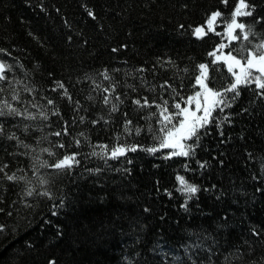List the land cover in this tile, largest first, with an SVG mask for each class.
Here are the masks:
<instances>
[{"label":"trees","instance_id":"obj_1","mask_svg":"<svg viewBox=\"0 0 264 264\" xmlns=\"http://www.w3.org/2000/svg\"><path fill=\"white\" fill-rule=\"evenodd\" d=\"M216 8L227 13L231 9V0L228 7L221 0H0V48H7L12 53L11 57L0 53V58L10 63L19 58L23 67L16 64L17 71L13 75L26 83L32 81L40 85L35 98L31 93L22 92L34 103L46 104L45 95L59 99L47 86L53 79L63 80L69 91L81 100L87 114L99 119L96 113L107 115L109 105L102 103L105 93L97 91L99 85L92 81L103 79L98 73L104 66L110 70L121 69L112 73L114 80L119 82L118 91L131 93L127 85H140L141 72L149 84L155 85L151 93L141 87L132 95L159 97L160 91L168 89L165 80L182 94L194 90L196 66L198 62L210 59L206 52L218 40L215 34L199 39L191 32L193 26L204 23L206 14ZM89 10L95 12V17L88 15ZM168 57L172 60L168 61ZM158 58H163L164 63L158 64ZM142 64L145 67L140 69ZM125 71H136V75L126 76ZM49 73L54 76L50 77ZM218 75L220 79L216 83L225 84L221 70L213 67L212 76ZM181 81L182 89L179 88ZM111 82L103 81L105 86ZM5 87L10 92L13 88L22 90L23 85L10 81ZM170 91L165 92V98ZM89 95L92 100L87 99ZM2 96L0 94V98ZM248 99V92H242L241 100L233 110L239 113ZM125 104L127 108L121 105V111L129 112L134 125L152 122L144 118L145 112L136 113L128 101ZM61 107L64 119L73 115L63 104ZM152 108L155 110L154 105ZM30 110L38 112L40 109ZM114 115L120 119L119 112ZM49 119L51 126L48 121H43L49 139L40 147H57L55 132L62 121L54 117ZM85 128L93 142L106 141L110 146L116 142L115 133L123 132L122 123L113 126L111 121H102L100 125L85 121L84 125L70 131L75 135ZM223 131L224 136L220 137L214 128L198 153L209 160L213 159V152L221 153L220 158L225 160L223 166L213 160L211 168L201 170L193 159L190 164L195 171H191L181 166V160L186 158L166 160L164 150L156 155L138 150V153H129L130 164L123 157L110 159L107 166L93 156L82 161L78 166L81 171L83 167H107L103 173L106 180L102 179L98 184L92 176L99 177L100 174L86 176L78 182L79 188L62 176H49L54 181L50 187L57 197L64 192L72 198L71 206L56 215L51 213L50 205L57 200L26 196L24 181L0 180V197H3L0 207L5 209L0 212V223L7 225L6 231H0V264H40L50 250L59 254V247L50 249L55 243L57 224L67 227L74 247L78 249L74 253V264H126V256L133 257L135 264H170L177 255L186 259L184 246L196 244L197 237L211 247L212 264H264V244L251 243L252 240L259 241L260 237L250 233L252 226L264 229V192L256 190L261 185L252 175H264V115L253 106L251 112L235 117L234 124H225ZM229 133L232 139L222 144L221 140H226ZM35 135L22 138L33 144L37 143ZM63 138L65 150L78 148L70 143L72 136ZM121 139L152 143V137L144 129L136 133L133 128L132 133ZM78 150L89 152L85 147ZM12 151L7 144L0 145V162L10 161L9 172L31 176L32 161L22 155L26 149L21 146L15 158L7 155ZM55 158L48 153L42 154V159L51 161ZM113 168L131 171L122 176L112 171ZM42 171L54 173L48 168ZM177 174L200 184L202 189L212 184L217 188L207 192L202 190L199 200L190 201L191 211L186 212L181 207L184 201ZM165 188L171 196L163 191ZM218 190H223L219 198L215 195ZM36 191L39 192V187ZM105 193L107 197L101 199ZM25 200L29 203L25 204ZM145 205L152 209L151 215L143 212ZM225 211L229 212L228 227L222 228L219 225L224 223ZM161 216H164L163 220ZM261 235L264 236V232ZM213 239L216 244L212 243ZM249 248L253 250L249 251ZM161 249L169 255L165 257ZM193 250L197 253L207 251L202 246ZM200 258L205 260L203 255Z\"/></svg>","mask_w":264,"mask_h":264},{"label":"snow or ice","instance_id":"obj_2","mask_svg":"<svg viewBox=\"0 0 264 264\" xmlns=\"http://www.w3.org/2000/svg\"><path fill=\"white\" fill-rule=\"evenodd\" d=\"M221 2L225 7L230 4V0H221ZM40 7L43 8L44 5L41 4ZM88 15L95 17L96 14L94 11L89 10ZM179 27L183 29L184 25H179ZM210 34H215L218 42L206 52V56L210 59L198 62L196 74L194 75V90L187 94H182L178 88L165 80L164 84L168 85V89H171L167 98H165V92H168V89L160 91L159 97L132 95L131 93L138 92L141 87L148 93L155 90V85L149 84L142 72L140 73V85L131 83L127 85V88L131 89V93L118 91L119 82L114 80L112 73L120 72L121 69L110 70L107 66H104L98 73L103 79L100 81L93 79L92 81L94 84L99 85L97 91L102 90L105 93L102 97V103L109 105L107 115L100 112L96 113L99 119H93L87 114V110L84 109L81 100L69 91L63 80L53 79L52 83L47 86L51 92L57 93L59 99L45 95L44 101H46V104L34 103L33 99L23 96L22 92L31 93L33 98H35L40 85L32 81L26 83L24 79L13 75L17 71L16 64H19L21 68L23 67L19 58H16L13 63H10L7 59L0 58V94H3L2 98H0V145L7 144L13 148L12 152L7 153L13 158H15L22 146L26 149L22 155L30 157L32 161L31 176H18L15 172H9L10 161L0 162V173H2L0 180L24 181L26 186L23 192L26 196H40L48 200H57L56 203H51L50 205L51 213L56 215L71 206L72 198L64 192H61L59 197H57L56 192L50 187L54 181L48 177L51 175L62 176L77 188L80 187L78 183L80 180L85 179L86 176H92V174H100L99 177L92 176V179L97 184L102 179L106 180L103 173L108 170L107 167H83L82 171L78 169V166H81V162L89 160L90 156L98 158V161L107 166L110 159L119 160L120 157H123L130 164L129 153H138V150L151 155H156L160 150H164L163 157L166 160L173 157L186 158L181 160V166L191 171H195V169H191L190 164L193 159L201 170L211 168L213 160L223 166L225 160L220 158L222 154L219 152L211 154L212 160L204 159L198 155L204 140L207 139L214 128L217 130L218 135L223 137L225 124H234L235 117L251 112L253 106L259 109L261 115H264V0H231V9L227 13L220 8L212 10L209 14H206L205 22L193 26L191 32L192 36L199 39L208 37ZM68 39L71 40L72 37L69 36ZM122 47H126V45H122ZM0 53H5L9 57L12 56V53L7 48H0ZM167 59L168 61L172 60L171 57ZM157 63L163 64V58H158ZM164 66L167 67L168 65L165 64ZM144 67L143 64L140 65V69ZM213 67L221 70L223 79L226 81L225 84L216 83L220 76H212ZM223 69H226V72H223ZM125 75L135 76L136 71H125ZM49 76L53 77L54 74L49 73ZM87 78L85 77V79ZM10 81L17 85L22 84V90L13 88L8 92L5 86L9 85ZM103 81L112 82L105 86ZM183 87L184 84L181 81L179 88L182 89ZM245 91L248 92L249 99L246 105L241 107L239 113H237L233 108L238 105L242 92ZM87 99L92 100L93 97L89 95ZM125 101L132 105V111L136 113L145 112L144 118L152 122L146 125H134L129 112L121 111V105L127 108ZM62 104L68 111L73 113L68 119H64L65 113L62 110ZM153 105L155 110L152 108ZM38 107L40 109L38 112L30 110ZM81 112H85V114L81 115ZM118 112L120 113L119 120L114 115ZM50 117H54L57 121H62V125L55 132V136L58 138L56 140L57 147L51 145L40 147L41 143L49 139L50 134L44 132L45 125L43 121H48V126H51ZM40 118H43V120ZM85 121L91 125H100L102 121L105 123L111 121L113 126L122 123L123 132L117 131L115 133L116 142L111 146L106 141L96 140L93 142L91 135L87 134V128L73 135L70 129L84 125ZM133 128L136 133H140L142 129L146 130L147 135L152 137V143L129 142L127 139H121L132 133ZM33 133H36L34 140L37 143L28 144L22 137L25 135L32 137ZM66 136H72L70 143H74L78 148H88L89 152H81L78 148L65 150L66 144L63 137ZM231 139L232 136L229 133L227 139H222L221 143H228ZM96 145H99V147H96ZM58 151L59 155H57ZM44 153L56 158L51 161L42 159V154ZM45 168L53 169L54 173H45L42 171ZM111 170L121 173L122 176L127 175L131 171V169L121 171L118 168ZM252 175L261 185L256 190L264 192V175L255 173ZM72 176H75L74 180L71 179ZM177 180L180 182V192L183 194L184 202L181 207L186 212L191 211L189 202L198 201L199 193L202 190L207 192L210 189L217 188V185L212 184L204 186L202 189L200 184L186 179L184 175L177 174ZM36 187H39V192L36 191ZM163 191L168 193L169 196L172 195L167 188L163 189ZM215 195L217 198L221 197L223 190H218ZM106 197L107 193L100 198L104 199ZM2 199L3 197H0V200ZM23 202L25 204L29 203L27 200ZM196 206L198 207V203ZM142 210L151 215L152 209L149 206L145 205ZM3 211L5 209L0 207V212ZM8 214L11 215V212ZM165 215L167 214L165 213ZM223 215L225 218L224 223L219 225V227L227 228L229 212L225 211ZM160 219L163 220L164 216H161ZM6 230L7 225L0 223V231ZM262 232H264V229L258 230L257 226H252L250 233L260 237V240H252L251 243L259 242L264 244ZM54 237L55 243L50 245V249L59 247V254H54L50 250L40 264H74V253L78 249L74 247L71 235L67 232V227L64 224H57ZM197 241L196 244L184 246L186 259L182 260L177 255L175 259L170 261V264H205V261L207 264H212L211 257L214 253L211 247L204 243L200 237H197ZM212 243L216 244L215 239L212 240ZM201 246L206 248L207 251L197 253L193 250ZM252 250V248H249V251ZM70 252L73 255L70 256ZM161 252L165 257L169 255V252L163 249H161ZM201 255L204 256L205 260H201ZM124 260L126 264H135V260L131 256L124 257Z\"/></svg>","mask_w":264,"mask_h":264}]
</instances>
